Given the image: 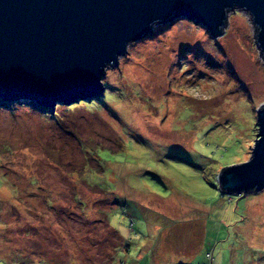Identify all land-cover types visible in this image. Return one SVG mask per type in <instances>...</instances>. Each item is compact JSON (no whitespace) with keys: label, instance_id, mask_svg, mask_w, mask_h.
<instances>
[{"label":"rangeland","instance_id":"obj_1","mask_svg":"<svg viewBox=\"0 0 264 264\" xmlns=\"http://www.w3.org/2000/svg\"><path fill=\"white\" fill-rule=\"evenodd\" d=\"M228 14L218 36L155 23L107 65L102 93L39 109L0 97V264H264V188L219 182L250 158L264 105L256 24ZM98 133L116 144L74 145ZM101 155L103 171L60 172Z\"/></svg>","mask_w":264,"mask_h":264},{"label":"water","instance_id":"obj_2","mask_svg":"<svg viewBox=\"0 0 264 264\" xmlns=\"http://www.w3.org/2000/svg\"><path fill=\"white\" fill-rule=\"evenodd\" d=\"M235 8L251 14L264 57V0H0V97L54 106L102 93L107 65L155 23L186 17L218 36ZM256 115L250 158L221 171L228 192L264 188V105Z\"/></svg>","mask_w":264,"mask_h":264},{"label":"trees","instance_id":"obj_3","mask_svg":"<svg viewBox=\"0 0 264 264\" xmlns=\"http://www.w3.org/2000/svg\"><path fill=\"white\" fill-rule=\"evenodd\" d=\"M256 30H257V27H256ZM28 100H30V102H32V104H29L31 107H33V108H35L36 109V106H37V102H35V101H32L31 99H28ZM36 100V99H35ZM28 104V103H27ZM47 107V106H45V105H43V104H41L40 102L38 103V106H37V109H39V107ZM57 113H59L58 111H57ZM105 142H108V143H110V142H112L113 144H116L115 142H116V139L114 138V139H112V138H110V139H107L106 137H104L102 134H100V133H98V136L95 138V137H92V138H87V139H80V138H74V145H76V143L79 145V147H80V151L81 152H83L82 151V147L83 146H88V145H93L94 147H97L99 150H108L109 148H106V147H104V143ZM111 149V148H110ZM109 149V150H110ZM83 154L85 155V156H90L89 154H85L84 152H83ZM91 157V156H90ZM87 158V157H86ZM92 160H96V159H94V156L91 158ZM91 159H88V161L87 162H89L90 161V164L88 163V165H86V163L87 162H85V161H81V162H78L77 160H66V162H63L62 164H64L63 165V167L64 168H66V170L65 169H63V168H60L61 166H57L58 168H60V172H61V174L62 175H66V174H68V175H70V174H76V176L78 177L79 176V174H82L81 172H85L87 169H88V167H89V170L88 171H92V173L93 172H97V170L98 169H102V171L104 170L103 169V167L102 166H106L107 164V162H108V160H105V159H103V157H102V155L100 156V165H98V166H96V165H94L93 164V161L91 160ZM76 161V162H75ZM74 162V163H73ZM53 165L55 164V163H52ZM103 164V165H102ZM74 165V166H73ZM69 169H68V168ZM66 171V172H65ZM78 179H80V178H78ZM83 179H85L86 180V184L88 183L87 181H88V179H86V177L84 176L83 177ZM91 182V181H90ZM89 182V183H90ZM96 183H98V182H96ZM102 183V182H101ZM91 184V183H90ZM91 185H94V184H91ZM103 190V189H102ZM246 194H248V193H246ZM76 200H75V202H77V203H79V202H83L84 201V203H82V204H87V203H85L86 201L85 200H81L80 198H79V200H78V198H75ZM100 199H98V200H95V201H99ZM101 212H103V214L104 215H106V217H108L107 216V214H106V212H104V210H102ZM107 223H109V220H107ZM109 225H110V228H109V230L112 232V233H119V231H118V229L115 227V226H112L110 223H109ZM120 235V234H119ZM124 245V247H123V250L124 251H126V250H128L129 248H130V246H131V243H128V242H126V243H124L123 244ZM120 251V250H119ZM209 253V252H208Z\"/></svg>","mask_w":264,"mask_h":264},{"label":"bare ground","instance_id":"obj_4","mask_svg":"<svg viewBox=\"0 0 264 264\" xmlns=\"http://www.w3.org/2000/svg\"><path fill=\"white\" fill-rule=\"evenodd\" d=\"M4 101H6V100L4 99Z\"/></svg>","mask_w":264,"mask_h":264}]
</instances>
